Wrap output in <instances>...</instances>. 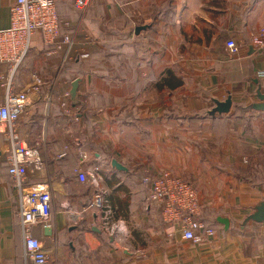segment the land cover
Returning <instances> with one entry per match:
<instances>
[{
    "label": "crops",
    "instance_id": "1",
    "mask_svg": "<svg viewBox=\"0 0 264 264\" xmlns=\"http://www.w3.org/2000/svg\"><path fill=\"white\" fill-rule=\"evenodd\" d=\"M13 2L0 0V32L10 27ZM56 7L67 23L61 39L72 45L54 52L36 34L15 78L29 99L21 135L40 154L33 183L53 190L51 219L33 230L49 264H264V226L245 223L264 202V112L251 108L264 94V50L251 45L264 0H89L83 11L57 0ZM229 39L240 47L235 57ZM34 77L43 81L35 89ZM228 98L229 113L211 115ZM3 131L0 264H26ZM83 156L84 170L100 168L96 188L79 181ZM148 172L191 184L214 236L195 244L162 223L141 183ZM97 195L126 223V243L102 230L90 207Z\"/></svg>",
    "mask_w": 264,
    "mask_h": 264
},
{
    "label": "built area",
    "instance_id": "2",
    "mask_svg": "<svg viewBox=\"0 0 264 264\" xmlns=\"http://www.w3.org/2000/svg\"><path fill=\"white\" fill-rule=\"evenodd\" d=\"M57 0H14L10 10V27L0 32V86L4 89V102L0 105V126L4 127V140L8 154V174L19 200L21 230L24 242V259L26 264H49V256L41 243L33 235L39 225H45L52 216V187L47 184H35V171L41 163L39 150L29 147L21 135L20 118L28 107V91L17 89L15 78L27 61L32 41L36 34L42 36L44 45L54 52L63 46L70 47L72 39H61V26L67 25L58 17ZM76 8L85 10L89 0H72ZM251 45L257 51L264 50V25L252 38ZM228 54L235 57L240 52L239 45L233 39L225 43ZM264 77V73L259 75ZM41 78H32L31 87L42 85ZM68 96V94L66 95ZM62 108H67L63 103ZM83 156L77 172L82 184L96 188L101 179L100 168L84 170ZM147 190L149 208L160 210L162 223L179 226L182 239L201 243L204 238L212 237L215 230L206 228L199 220L201 203L195 188L188 182L174 177L167 172H148L142 179ZM98 212L100 226L104 233L118 244H124L131 236L126 223L115 219L112 209L97 195L90 206Z\"/></svg>",
    "mask_w": 264,
    "mask_h": 264
},
{
    "label": "water",
    "instance_id": "3",
    "mask_svg": "<svg viewBox=\"0 0 264 264\" xmlns=\"http://www.w3.org/2000/svg\"><path fill=\"white\" fill-rule=\"evenodd\" d=\"M145 28H138L137 32H140L141 30H144ZM78 84L79 82L76 81L72 85V91L71 95L75 99L77 97V89H78ZM257 98L260 101L259 103H255L251 106V108L257 112H264V94H261L260 91L257 93ZM232 107V101L231 98H228L225 102L223 103H216V108L212 110L211 115L219 114H227L231 110ZM112 166L116 168L117 170H124L122 166H120L117 161H112ZM224 226L225 229L229 228V221L227 220L226 217L220 218L219 220ZM255 222L258 224H262L264 226V202H261L256 208L255 212L250 215L246 220L245 223L247 222Z\"/></svg>",
    "mask_w": 264,
    "mask_h": 264
},
{
    "label": "trees",
    "instance_id": "4",
    "mask_svg": "<svg viewBox=\"0 0 264 264\" xmlns=\"http://www.w3.org/2000/svg\"><path fill=\"white\" fill-rule=\"evenodd\" d=\"M180 85H176V86H174L175 88L176 87H179ZM247 109H250V108H245V109H243V111H247ZM199 220H200V218H199ZM201 221V220H200ZM206 226V225H205ZM207 228H211V227H209V226H206Z\"/></svg>",
    "mask_w": 264,
    "mask_h": 264
},
{
    "label": "rangeland",
    "instance_id": "5",
    "mask_svg": "<svg viewBox=\"0 0 264 264\" xmlns=\"http://www.w3.org/2000/svg\"><path fill=\"white\" fill-rule=\"evenodd\" d=\"M261 27H262V26H261ZM261 27H260V28H261ZM254 36H255V35H254ZM254 36H253V37H254ZM253 37H252V38H253ZM252 48H253V47H252ZM253 49H254V48H253ZM254 50H255L256 52H260V51H257L256 49H254Z\"/></svg>",
    "mask_w": 264,
    "mask_h": 264
}]
</instances>
